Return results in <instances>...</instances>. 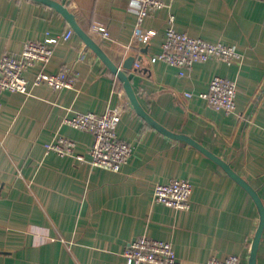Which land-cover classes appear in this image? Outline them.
Returning <instances> with one entry per match:
<instances>
[{"label": "crops", "instance_id": "crops-1", "mask_svg": "<svg viewBox=\"0 0 264 264\" xmlns=\"http://www.w3.org/2000/svg\"><path fill=\"white\" fill-rule=\"evenodd\" d=\"M117 68L133 57L130 79L142 109L168 131L192 139L224 161L259 197L264 209V1L162 0L137 37L129 0H55ZM175 28L240 54L227 65L216 59L180 69L150 62L161 51L168 18ZM95 26L106 29L104 37ZM71 29L52 7L32 0H0V57L19 56L27 41ZM72 30V29H71ZM53 44L47 63L24 73L29 94L0 93V264H125L122 252L140 235L168 241L181 264H204L230 254L248 264L260 214L249 192L195 147L169 137L133 108L123 83L73 30ZM135 63L139 67L135 68ZM71 71L70 88L33 85L36 74ZM214 76L236 83V111L212 108L198 94ZM191 93L192 97H186ZM121 108L118 137L132 154L117 171L91 168L72 157L46 153L63 136L88 159L93 137L62 123L77 112ZM186 179L188 210L152 200L158 183ZM255 264H264V229Z\"/></svg>", "mask_w": 264, "mask_h": 264}, {"label": "built area", "instance_id": "built-area-1", "mask_svg": "<svg viewBox=\"0 0 264 264\" xmlns=\"http://www.w3.org/2000/svg\"><path fill=\"white\" fill-rule=\"evenodd\" d=\"M264 1V0H262ZM164 7L162 0H129V10L136 16V35L147 43L155 34L154 30L141 31L143 20L151 13ZM104 37L108 32L104 27L95 26ZM71 29L58 37L48 35L41 41H27L23 44L19 56L4 53L0 57V93L29 94L30 82L24 73L37 62L47 63L53 54V44L66 41L72 36ZM240 54L234 47L223 42H208L180 32L175 28V19L171 15L166 24L164 40L161 51L150 57V62H165L180 69L179 74L184 75L185 70L195 62H205L216 59L227 65L236 63ZM139 63H135V68ZM74 82L71 71L67 67L61 68L56 74L40 72L32 79L33 85L45 84L54 90L70 88ZM237 88L234 80L222 76H214L208 83L205 92L198 97L205 100L212 108L226 114L236 111ZM192 97L191 93H185ZM121 117V108L108 109L102 113L77 112L72 117H65L64 125L90 133L93 137L88 159L83 155L75 154L73 140L63 136H55L53 140L45 143L46 153L54 152L59 156L72 157L80 163H88L91 168L105 169L113 172L119 171L127 163L132 154L131 145L121 140L116 132V126ZM192 185L186 179H170L165 183H158L153 189L152 200L175 210H188ZM125 264H181L173 249V245L161 239H154L147 235H140L130 241L122 252ZM204 264H242L239 256L230 254L223 259L211 257Z\"/></svg>", "mask_w": 264, "mask_h": 264}, {"label": "water", "instance_id": "water-1", "mask_svg": "<svg viewBox=\"0 0 264 264\" xmlns=\"http://www.w3.org/2000/svg\"><path fill=\"white\" fill-rule=\"evenodd\" d=\"M32 1L39 2L41 4L48 6V7H52L53 9H55L58 13H60L62 15V17L67 21L69 27L79 37H81L84 40V42L109 67L111 72L123 83V87L126 91V94L128 95V97L130 99V102H131L133 108L146 122H148L150 125H152L156 129H158L163 134L168 135L169 137H171L173 139L183 141V142L195 147L199 151H201L204 155H206L208 158H210L216 164H218L220 167H222L229 174L230 177L235 179L239 184H241L249 192V194L253 197L254 201L256 202L258 210H259V214H260L259 224H258L255 236H254L253 241H252L250 256H249V260H248V264H255L257 248H258L259 242L261 240L262 231L264 229V209H263V206H262V203H261L259 197L257 196V193L253 189H251V187L245 181H243L238 175H236L224 161H222L217 156L213 155L212 153L207 151L205 148H203L200 144H198L197 142L193 141L192 139L186 137L185 135H180V134H176V133H172V132L168 131L167 129H165L164 127L159 125L155 120H153V118H151L142 109V107L139 105V103L136 100L135 93H134L133 88L131 86L130 79L128 78L127 73L124 71V70H131L132 69V65L135 62V59L133 57H130L129 59H127L124 62V64H123L124 70L117 68L104 55V53L100 50L98 45H96L82 31V29L79 27L74 15L71 12H69L66 7H64L63 5H61L60 3H58L55 0H32Z\"/></svg>", "mask_w": 264, "mask_h": 264}]
</instances>
